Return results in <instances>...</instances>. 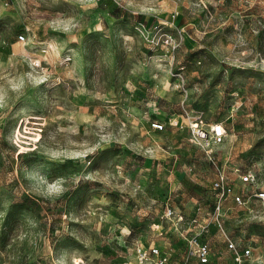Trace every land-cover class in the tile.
<instances>
[{"label":"rangeland","instance_id":"rangeland-1","mask_svg":"<svg viewBox=\"0 0 264 264\" xmlns=\"http://www.w3.org/2000/svg\"><path fill=\"white\" fill-rule=\"evenodd\" d=\"M192 117L228 127L215 162ZM221 164L264 189V0H0V264H121L138 240L192 260L167 206L208 222L206 264H235ZM232 205L264 264V207Z\"/></svg>","mask_w":264,"mask_h":264},{"label":"built area","instance_id":"built-area-1","mask_svg":"<svg viewBox=\"0 0 264 264\" xmlns=\"http://www.w3.org/2000/svg\"><path fill=\"white\" fill-rule=\"evenodd\" d=\"M4 4L9 5L13 0H1ZM249 1V0H248ZM24 39L23 34L18 35ZM171 125L179 124V120L173 117L169 120ZM165 123L157 120L150 122L153 129L161 130L165 128ZM191 140L199 145L209 160L215 162L213 146L222 142L228 133V127L222 121H214L202 124L197 117H192L187 124ZM234 172L240 181L244 184H253L255 174L251 170H243L235 166ZM213 197V213L218 220V228L224 236L227 249L231 252V257L235 264H248L254 258V252L251 245L240 244L234 240L227 232L224 221L227 213L232 209V204L236 206H245L252 197H256L264 207V189L255 190L251 193L240 192L236 189L234 180L224 164L218 166L217 174L211 181ZM166 216H174L176 229L186 240L187 255L186 259H175L166 252L160 245L155 242L143 243L140 240L135 241L130 248L129 258L121 264H206L210 261L213 253L211 245L202 238L208 229V222L198 216L185 218L181 212H175L171 206L166 207ZM196 259L197 263L193 260Z\"/></svg>","mask_w":264,"mask_h":264}]
</instances>
